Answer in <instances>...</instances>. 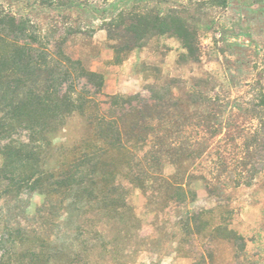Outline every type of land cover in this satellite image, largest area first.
<instances>
[{
  "label": "rangeland",
  "instance_id": "rangeland-1",
  "mask_svg": "<svg viewBox=\"0 0 264 264\" xmlns=\"http://www.w3.org/2000/svg\"><path fill=\"white\" fill-rule=\"evenodd\" d=\"M130 12L186 20L197 30V61L169 34L132 45L117 18ZM0 15L24 22L62 91L70 81L60 52L103 76L98 94L73 82L101 113H126L130 151L128 164L115 162L112 195L95 186V198L82 188L2 196L0 234L20 229L45 243L52 264H264V0H0ZM112 96H138L131 106L141 113L112 108ZM90 132L83 117H71L49 135L41 167L70 161ZM24 247L0 257L28 264Z\"/></svg>",
  "mask_w": 264,
  "mask_h": 264
},
{
  "label": "trees",
  "instance_id": "trees-1",
  "mask_svg": "<svg viewBox=\"0 0 264 264\" xmlns=\"http://www.w3.org/2000/svg\"><path fill=\"white\" fill-rule=\"evenodd\" d=\"M44 1L51 4L61 0ZM117 18L132 45L151 36L169 34L181 42L185 59L197 61V30L191 29L181 17L130 12ZM118 59L117 49L115 60ZM59 60L69 67L66 75L70 83L65 91L61 90V83L56 85L48 79L52 75L51 58L35 37L26 35L24 22L0 15V198L18 196L23 190L47 196L65 195L79 188L89 198H95L92 188L95 186H99L104 196L112 195L116 193L115 162L129 163L130 151L123 136L126 113L119 116L101 113L91 93L77 91L73 82L84 80L93 89L92 93L98 94L104 86L103 76L85 69L79 61L61 52ZM134 101H140L139 97L112 96L110 106H123L130 113H141L131 106ZM74 115L83 117L91 132L73 146L74 156L70 161L62 162L53 171L43 169L38 155L51 146L49 135L64 127ZM134 139L144 140L136 136ZM95 174H99L98 180L94 179ZM226 232L232 240L243 241L233 231L226 229ZM17 244L25 246L21 253L25 263L52 264L55 256L45 252V243L37 242L20 229L12 231L4 227L0 250L6 251L7 247ZM75 262L69 260L70 264ZM0 264L7 263L0 257Z\"/></svg>",
  "mask_w": 264,
  "mask_h": 264
},
{
  "label": "crops",
  "instance_id": "crops-1",
  "mask_svg": "<svg viewBox=\"0 0 264 264\" xmlns=\"http://www.w3.org/2000/svg\"><path fill=\"white\" fill-rule=\"evenodd\" d=\"M179 261H180L179 259L171 258V259H166V260L162 261L160 264H177V262H179Z\"/></svg>",
  "mask_w": 264,
  "mask_h": 264
}]
</instances>
